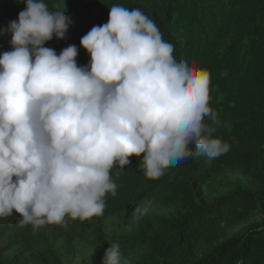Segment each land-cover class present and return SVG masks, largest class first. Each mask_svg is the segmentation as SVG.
Listing matches in <instances>:
<instances>
[{
  "label": "clouds",
  "instance_id": "1",
  "mask_svg": "<svg viewBox=\"0 0 264 264\" xmlns=\"http://www.w3.org/2000/svg\"><path fill=\"white\" fill-rule=\"evenodd\" d=\"M25 4L0 30L12 46L0 54V217L15 211L19 226L38 228L101 216L117 189L112 169L130 156L158 179L192 145L210 160L230 150L214 135L209 71L178 59L141 10L109 7L107 23L81 38L90 61L78 66L75 45L44 46L65 38L70 18L45 0ZM102 264L131 261L113 243Z\"/></svg>",
  "mask_w": 264,
  "mask_h": 264
},
{
  "label": "trees",
  "instance_id": "2",
  "mask_svg": "<svg viewBox=\"0 0 264 264\" xmlns=\"http://www.w3.org/2000/svg\"><path fill=\"white\" fill-rule=\"evenodd\" d=\"M45 3L50 10L63 11L71 24L64 39L53 37L44 46L59 54L75 45L78 66L90 61L81 38L93 26L107 23L109 7L141 10L175 45L178 59L209 71V105L220 121L214 135L230 145L226 154L211 160L195 154L192 145L194 155L166 169L158 179L145 176L136 156H130L133 163L124 170L113 168L117 189L115 195L105 197L110 204L121 210L155 194L168 212L138 215L133 234L120 242L96 231L91 264H102L113 243L119 244L131 264H264V217L256 220L258 213L264 216V0ZM25 6V0H0V30L17 20ZM10 40V33H0V54L12 50ZM205 122L211 123L207 118ZM230 174L245 180L230 182ZM12 216L21 218L15 211ZM55 253L38 260L60 264ZM0 264L19 262L0 249Z\"/></svg>",
  "mask_w": 264,
  "mask_h": 264
},
{
  "label": "rangeland",
  "instance_id": "3",
  "mask_svg": "<svg viewBox=\"0 0 264 264\" xmlns=\"http://www.w3.org/2000/svg\"><path fill=\"white\" fill-rule=\"evenodd\" d=\"M129 160L132 164L131 157ZM244 180L240 174L229 175L230 182L243 183ZM108 200L105 198L103 215L85 220L66 218L63 225L48 224L34 228L28 224L21 227L17 223L21 218L0 217V249L6 251V256L16 257L19 264H42L38 259L43 256L52 258L54 250L60 264H91L96 253V231L100 229L107 238L120 242L121 238L133 234L138 215L168 212L155 194L138 199L121 210ZM263 217L258 213L256 220H262Z\"/></svg>",
  "mask_w": 264,
  "mask_h": 264
}]
</instances>
